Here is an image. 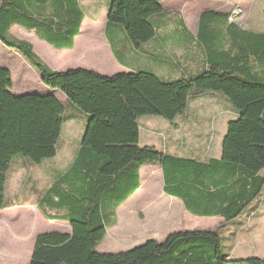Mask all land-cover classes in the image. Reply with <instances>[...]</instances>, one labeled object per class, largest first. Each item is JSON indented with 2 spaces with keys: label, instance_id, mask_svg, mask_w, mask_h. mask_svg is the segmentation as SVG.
Returning <instances> with one entry per match:
<instances>
[{
  "label": "trees",
  "instance_id": "16d2710c",
  "mask_svg": "<svg viewBox=\"0 0 264 264\" xmlns=\"http://www.w3.org/2000/svg\"><path fill=\"white\" fill-rule=\"evenodd\" d=\"M159 1L109 0L106 25L122 27L135 45L145 43L153 37L149 18L161 11ZM82 18L75 0H0V43L87 117L72 163L34 204L45 220L68 223L70 233L38 234L29 264H264L258 258L225 261L214 232H172L161 242L149 240L118 253L95 250L105 236L104 205L135 192L143 164H159L163 193L181 200L193 215L231 220L259 195L263 179L241 161L264 110V76L254 71L264 69V33L240 29L228 22V14L202 13L197 38L206 49L207 67L170 82L150 72L106 77L86 69L53 71L9 33L13 26L34 30L54 48L70 50ZM11 88L9 71L0 67V210L6 207L5 174L12 159L20 156L35 166L54 158L63 112L51 95L17 96ZM204 91L221 95L238 112L227 125L219 160L201 163L138 146L137 119L172 121L185 111L192 92Z\"/></svg>",
  "mask_w": 264,
  "mask_h": 264
},
{
  "label": "rangeland",
  "instance_id": "374dc122",
  "mask_svg": "<svg viewBox=\"0 0 264 264\" xmlns=\"http://www.w3.org/2000/svg\"><path fill=\"white\" fill-rule=\"evenodd\" d=\"M259 1L255 0L257 8L260 4ZM101 2L103 3L102 0H82L85 12H90L89 18L95 21L98 26L102 23L99 9H97L98 5L102 4ZM42 10L45 12L46 8ZM237 10H239L237 7H233L231 10V13L233 12L232 18L233 16H237L234 18L236 26L240 25L244 30L252 28L253 30H258V32H264V14L258 12L252 16L250 21L252 25L250 27L251 23L246 25L241 22V17H239L241 14H235L238 13ZM197 12L199 11L196 10ZM85 29L87 31L82 35V42H86L88 39L89 33L87 32H89L90 26L85 27ZM107 34L110 38L109 33ZM93 54L95 55L84 53L81 60L97 67L98 71H101L100 74L103 72L105 76L113 74L112 70H103L106 68L105 62L96 53ZM67 56L70 57L71 55ZM0 57H3V60L9 64L7 65L11 72L12 88L15 89L21 81H29L30 79H33L32 83H36L39 86V80L33 75L30 78L27 74L28 71L15 58L13 52L1 45ZM65 57L66 55H61L58 60L64 61ZM53 59L57 60V57ZM122 69L125 68L122 67ZM254 71L264 76V69L261 67L254 68ZM27 87L31 86L27 85ZM37 92L43 91L38 90ZM64 114L63 108L61 127L62 125L64 127L62 131L60 129V138L58 137L57 153L54 159L44 160L39 166H34V164H30L31 166H29L24 162L22 157L15 156L5 174L4 204L6 207L0 210V264H29V255L34 239L38 234L70 232L68 224L61 221L45 220L37 208L33 206L40 193L50 185V180L52 181L59 170L66 167L73 157L76 147V143H74L75 139L71 144H65L63 141L65 127L72 117L69 118L67 114ZM217 115L218 107L210 98L195 96L187 100L185 111L177 115L172 121L157 116H142L137 119L138 139L140 132L141 142L144 141L143 139L146 135L150 136L155 143V147L151 148L156 151L170 155L164 152V149L167 150L170 147L171 153L174 154L173 157L181 156L178 158L183 157V159L195 157V160H188L200 162L206 155L212 154L215 151L212 149V145L206 136L214 130L212 125L217 119ZM81 117L79 116L76 119L80 123L83 122ZM222 144L223 141L220 148L221 156ZM260 163L262 165L261 175L255 174L242 164L241 166L254 174V176H260L264 181V158ZM162 188L163 182L159 164L146 163L141 165L138 169V188L135 192L128 195L119 203L109 202L104 205L105 236L96 245L95 250L105 253L123 252L149 240L161 242L172 232L184 231L214 232L218 236L221 253L225 261H237L241 260L242 258L239 257L242 256H253L260 248L255 239L256 236L261 237V245L264 246V239H262L264 233H259V230L255 228L256 225H252V222L254 223V219L256 218L254 217V213L246 211L250 204H252L250 206H253L254 203L258 202L261 204L264 201V183L259 195L237 217L227 221L223 217L216 215L201 216L191 214L184 207L181 200L178 199V201L165 195ZM53 213L51 212V214ZM241 221H245L242 222L245 226L240 224ZM262 252V250H259V255H263L264 253Z\"/></svg>",
  "mask_w": 264,
  "mask_h": 264
},
{
  "label": "crops",
  "instance_id": "0c3cea01",
  "mask_svg": "<svg viewBox=\"0 0 264 264\" xmlns=\"http://www.w3.org/2000/svg\"><path fill=\"white\" fill-rule=\"evenodd\" d=\"M75 1L77 2V5L82 12L83 18L80 24L79 33L73 39L72 49H56L49 43L41 40L34 30H25L19 26H13L9 31L10 35L19 41L28 43L32 47L33 53L49 69L53 71L63 72L74 69H86L94 71L101 76H105L103 74L104 72L100 74L101 71L99 70V72L97 67L85 63L81 60V57L84 53H92V55H95L93 53H96L98 57L105 62L103 63L106 64V68H104L103 70L113 71V74L106 77H110L118 73L150 72L164 82L194 77L206 69V49L197 38L198 20L202 13L213 12L218 14H228V22L234 23V18L237 16H233L232 21H230V17L232 15L231 10L233 9V7H237L239 10H237L238 13L235 14L240 13V20L243 24L246 25H249L251 23V17L256 15V13L259 12L264 14V0L259 1L260 4L258 8L257 2H255V0H160L159 5L161 11L149 18V21L154 28L153 37L145 43L135 45L126 37L122 27L111 24L106 25L109 0H102L103 3L101 2L102 4L98 5L97 7V9H99V15H101L102 18V23L99 26L96 25L95 21L89 18L90 12H85L82 0ZM202 2L203 4L207 5H203ZM35 8L37 10H40V12L44 14V11L42 9H39L37 6H35ZM196 10H198L199 12L196 13ZM45 14H49V9L46 8ZM251 25L252 23L250 24V27ZM88 26H90V30L89 32H87L89 33V37L86 42H82V35L87 31L85 27ZM237 27L242 29L240 25H238ZM226 28L227 26L224 25L222 29L226 30ZM242 30H244V28ZM246 31L252 33H264L258 32V30L256 29L253 30L252 28H249V30L247 29ZM14 32L17 34L15 35ZM107 32L110 33V38L107 35ZM0 45L3 46L1 43ZM13 54L15 55V58L19 60L28 71L27 74L29 75V77L31 78V76L33 75L39 80L40 87L37 86L36 83H32L33 79H30L29 81H21L17 88H12L11 92L17 96L51 95L55 97L63 106L64 113L67 114L69 118L72 117V119L65 127L63 141L65 142V144H71L75 139L74 143H76V147L69 164L66 167L61 168V170H59L58 172L63 173L70 166L75 157V153L79 147V142L86 125L87 117L80 111L76 110L61 93L46 88L41 83L36 72L18 54H16L15 52H13ZM61 55H66V59L64 61L58 60ZM67 55L71 56L69 57ZM54 57H57V60H54ZM98 57L97 59L101 61ZM67 59L69 60L67 63H65ZM7 64L8 63L3 60V57H0V67L10 72V68L8 66L9 64ZM122 67L125 69H122ZM27 85H30L31 87H27ZM38 90H41L43 92H37ZM195 96L201 98L208 97L218 107V117L212 125V128L214 130L206 136L208 137L209 142L212 145V149L215 151L212 154L209 153L208 155H206V157L200 160V162L206 163L209 160H219L221 156V143L226 133L227 123L235 120L238 117V112L233 107H231V105L224 97L214 92H193L189 95L188 99L194 98ZM79 116H82L81 118L83 119V122L81 123L76 120ZM63 127L64 126L62 125L61 131ZM143 140L144 141L141 142L139 132V146L155 147V143L150 136L146 135ZM171 151L172 150L170 147H168L167 150L164 149V152H167L168 154L173 156L174 154H172ZM187 158L195 160V157ZM263 158L264 110L255 125L254 140L245 151L241 164L249 170L253 171L255 174H260L262 171V165L260 161ZM42 163H40L39 165H41ZM52 181L50 180V184L52 183ZM171 198L178 200L175 197ZM257 203H254L253 206H250L252 205L250 204L247 207L248 209L246 211L249 213H254V217L256 218L254 219V223L252 222V225H256L255 228L256 230H259V233H264V201H262L261 204L258 203V206ZM242 222L245 221L240 222L241 225L245 226V224ZM260 238V236L255 237L258 245H260V248L257 252H255L253 256H242L239 258L264 259V254L259 255V250H262V253H264V246L261 245ZM262 239H264V235H262Z\"/></svg>",
  "mask_w": 264,
  "mask_h": 264
},
{
  "label": "bare ground",
  "instance_id": "6f19581e",
  "mask_svg": "<svg viewBox=\"0 0 264 264\" xmlns=\"http://www.w3.org/2000/svg\"><path fill=\"white\" fill-rule=\"evenodd\" d=\"M232 15H233V13H231ZM232 15H231V17H230V21H232Z\"/></svg>",
  "mask_w": 264,
  "mask_h": 264
},
{
  "label": "water",
  "instance_id": "95a60500",
  "mask_svg": "<svg viewBox=\"0 0 264 264\" xmlns=\"http://www.w3.org/2000/svg\"><path fill=\"white\" fill-rule=\"evenodd\" d=\"M37 96H39V95H37Z\"/></svg>",
  "mask_w": 264,
  "mask_h": 264
},
{
  "label": "built area",
  "instance_id": "2783aa9c",
  "mask_svg": "<svg viewBox=\"0 0 264 264\" xmlns=\"http://www.w3.org/2000/svg\"><path fill=\"white\" fill-rule=\"evenodd\" d=\"M233 13V12H232Z\"/></svg>",
  "mask_w": 264,
  "mask_h": 264
}]
</instances>
